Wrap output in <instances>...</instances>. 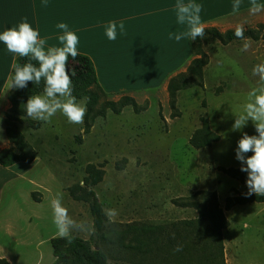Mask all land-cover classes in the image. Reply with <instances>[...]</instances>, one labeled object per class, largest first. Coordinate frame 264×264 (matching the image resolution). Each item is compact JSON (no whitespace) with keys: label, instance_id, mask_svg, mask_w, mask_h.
Masks as SVG:
<instances>
[{"label":"rangeland","instance_id":"rangeland-1","mask_svg":"<svg viewBox=\"0 0 264 264\" xmlns=\"http://www.w3.org/2000/svg\"><path fill=\"white\" fill-rule=\"evenodd\" d=\"M222 22L204 26L220 31L243 26L264 35V11L253 14L248 10ZM245 43L249 47L242 51ZM201 47L208 58L203 86L178 92L177 116L168 102L170 76L165 81H160L161 77L144 90L125 93L144 110L136 113L130 106L120 114L108 110L95 119L87 133L84 123H69L60 113L50 124L31 119L36 126H20L36 158L30 164L0 166V258L9 264L54 261L50 239L60 235L51 202L57 194L75 222L70 235L85 240L91 237L89 204L74 199L70 188L83 184L86 168L92 164L103 170L92 189L115 228L134 224L146 228L147 234L162 237L157 238L158 243H150L147 250H151L143 255L116 248L111 264H264V204L226 209V198L247 192V187L220 169L240 167L235 158L238 140L243 132L257 134L251 121L241 131H232L231 126L249 91L260 86L252 69L264 63V37L223 44L205 35ZM195 56L191 48L179 72L185 71ZM122 95L106 93L100 103ZM4 114L0 119V149L12 147L5 134ZM202 117L208 119L220 139L210 146L193 148L189 139L201 126ZM201 190L215 191L230 221L221 232L223 257L212 223L201 221L196 209L181 204ZM109 210H115L116 215L110 217ZM135 234L127 235L124 243L135 245ZM177 246L182 250L176 251Z\"/></svg>","mask_w":264,"mask_h":264},{"label":"crops","instance_id":"crops-1","mask_svg":"<svg viewBox=\"0 0 264 264\" xmlns=\"http://www.w3.org/2000/svg\"><path fill=\"white\" fill-rule=\"evenodd\" d=\"M196 2L203 5V24H224L223 19L233 15V0ZM257 2L264 4V0ZM175 3L176 0H0V32L26 18L41 38H47V50L60 46L57 37L62 31L56 25L66 23L79 37L78 52L93 61L103 91L128 94L155 85L161 77L160 81H165L175 75L191 54L189 39H169L170 34L186 30L176 21ZM249 8L250 0H242L236 14ZM110 21H123L125 25L122 34L117 30L114 41L105 34ZM16 56L0 42V117L10 107L7 82ZM248 204L251 203L238 206Z\"/></svg>","mask_w":264,"mask_h":264},{"label":"trees","instance_id":"trees-1","mask_svg":"<svg viewBox=\"0 0 264 264\" xmlns=\"http://www.w3.org/2000/svg\"><path fill=\"white\" fill-rule=\"evenodd\" d=\"M205 33L223 44L240 39L235 36V29L220 31L216 27H210L205 28ZM259 37H264V35L259 36L253 28L244 30V38L258 39ZM190 46L196 56L190 61L185 71L171 76L167 82L168 102L174 116L179 114L176 107L178 92L191 87L203 86V69L208 63V58L201 47L200 38L195 41L190 40ZM14 62L23 65L29 60L28 58L16 56ZM31 62L38 67L36 61ZM68 68L70 75L73 71L75 72V75L72 76L73 95L77 97V100L83 97L89 98L84 119V131L86 133L90 131L95 119L99 116H105L108 110L115 114H120L128 106L136 113L145 109V107L138 104L133 96L127 94L120 96L117 100L105 99L100 103L106 93L99 85L93 61L87 55L79 53L75 60L70 57ZM12 72L13 70L10 76ZM43 88L44 82L41 81L40 85L29 83L27 88L9 91L8 100L10 107L5 112L3 121L6 137L12 147L0 150L1 166L9 167L16 163L30 164L36 158V152L26 140L20 126L37 125L36 122L26 117L25 104L30 96L43 94ZM219 139L220 136L210 128L208 119L202 117L201 126L193 132L189 139V144L193 148H203L212 145ZM220 169L227 175L246 183L247 173L240 171V167H221ZM86 171L87 176L84 178L83 184L73 185L70 188V194L76 200L88 202L93 222L92 235L88 240L73 235H69L66 238L61 236L52 237L50 245L54 261L51 264H111L112 251L116 248H129L130 250H135L139 255L150 251L151 249L147 250L150 247L149 244L158 243L157 238L161 237V235L147 234L146 228L137 227L134 224L129 225V227L127 225L126 228L116 229L115 224L108 220L102 202L92 189V186L101 180L103 170L89 164ZM243 194L227 197L226 209H230L235 205L264 202V196L253 194L246 197ZM181 204L196 209L201 221L207 219L212 223V227L217 232L216 239L223 257L221 232L229 226V221L217 202L215 191H198L190 199L182 201ZM134 232H136L134 235L136 238L135 245H126L123 241L124 238ZM0 264H9V262L6 258H0Z\"/></svg>","mask_w":264,"mask_h":264},{"label":"clouds","instance_id":"clouds-1","mask_svg":"<svg viewBox=\"0 0 264 264\" xmlns=\"http://www.w3.org/2000/svg\"><path fill=\"white\" fill-rule=\"evenodd\" d=\"M241 3L242 0H233V14L239 12ZM174 8L177 23L186 26V30L170 34L169 39L179 42L183 39L195 41L197 38H205V26L201 18L202 4L197 3L196 0H176ZM249 11L253 14L264 11V4L250 0ZM56 27L62 31L57 37L60 46L47 47V50H45L48 44L47 38H41L39 31L33 29L26 18L17 26L0 32V42L6 45L8 52L29 60L23 65L13 62L11 65L13 72L7 82V91L27 88L29 83L40 85L43 81V94L30 96L25 104L26 117L50 124L52 118L60 113L69 123L83 124L89 98L83 97L77 100L73 95L72 76L75 72L70 75L68 68L69 58L75 60L79 55V37L69 30V25L66 23H59ZM118 29L121 34L124 32L123 21L119 24L110 21L106 26L107 38L116 40ZM234 34L237 38L244 39L243 26H237ZM248 47L249 44L245 43L242 51H247ZM31 61H36L38 67ZM252 74L259 77L260 86L249 91L247 102L242 111L234 115L235 119L231 126L232 131H241L251 121L257 133L249 135L243 132L235 149V158L241 165L240 171L247 173V192L243 194L246 197L253 194L264 196V63L254 66ZM249 152L253 154L247 155ZM51 203L53 222L58 234L61 237H69L70 229L75 222L69 217L68 210L62 206L59 194ZM108 215L115 216V210H109ZM175 250L182 249L177 246Z\"/></svg>","mask_w":264,"mask_h":264}]
</instances>
